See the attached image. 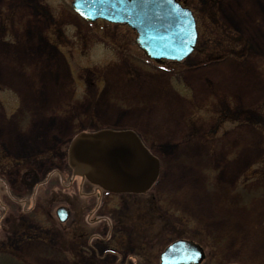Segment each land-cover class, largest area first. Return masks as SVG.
Segmentation results:
<instances>
[{"label":"rangeland","instance_id":"obj_1","mask_svg":"<svg viewBox=\"0 0 264 264\" xmlns=\"http://www.w3.org/2000/svg\"><path fill=\"white\" fill-rule=\"evenodd\" d=\"M70 1L0 0V241L20 227L7 199L24 230L29 223L52 237L6 245L15 264H75L55 250L67 228L58 205L80 219L79 264H158L178 237L202 246L198 264H264V0H187L194 50L163 66L143 55L128 26L86 21ZM208 48L227 57L210 58ZM101 127L135 130L158 157L150 191L105 198L78 176L65 187L66 156L61 177L47 171L59 142ZM34 155L43 162L32 168L38 189L31 174L24 187L17 169ZM32 195L54 225L25 214Z\"/></svg>","mask_w":264,"mask_h":264},{"label":"water","instance_id":"obj_2","mask_svg":"<svg viewBox=\"0 0 264 264\" xmlns=\"http://www.w3.org/2000/svg\"><path fill=\"white\" fill-rule=\"evenodd\" d=\"M70 4L84 19L100 17L128 24L136 31V44L155 60H181L194 48V17L177 0H71ZM68 161L73 173L113 191H144L158 172V159L130 129L78 133L69 144ZM64 212L63 207L57 209L60 218ZM198 259V246L183 239L172 241L160 254V264Z\"/></svg>","mask_w":264,"mask_h":264},{"label":"flooded vegetation","instance_id":"obj_3","mask_svg":"<svg viewBox=\"0 0 264 264\" xmlns=\"http://www.w3.org/2000/svg\"><path fill=\"white\" fill-rule=\"evenodd\" d=\"M183 4L187 5V6H191V4L189 2H187V0H180ZM56 25L54 24L53 27H52V31H56V29H54ZM62 37V36H61ZM68 145L64 142L62 145H61V142H59L55 147H53L51 150L50 149H47V150H50L51 151V155H47L45 159H48L49 161V166H47L46 169H48L47 171H58V177H61L62 173L60 172V169H61V160H63L65 158V156L67 157V147ZM45 148H49V147H45ZM40 154H43L42 152H38L37 155H40ZM37 155H34L32 156V159H31V164H27V167L25 168H17L18 170V173L22 174L21 178L19 179L20 183L26 187V186H29V183L27 181H24V179H26V177L30 176V174L32 175V183L35 185L34 188L38 187L40 185V183L42 182V180H35L36 178H38L37 174L34 172L35 170H33L32 168L39 162L40 163V166L42 167V164L43 162L40 161L39 156ZM18 165V161L16 164H14V166H17ZM71 168V167H70ZM71 173H72V168H71ZM76 175H73L72 174V178L71 180L68 182V184L64 185L65 187H70L71 184H73L74 182V177ZM80 178V185L83 183V182H86L88 184H90L92 186V188L94 189V192L96 193H99V195H104V197L106 196H109L111 194H115L113 192H109L107 190H104L102 188H99L97 187L96 185H93L91 183H89L88 181H86L84 178H81L80 176H78ZM31 178V177H29ZM29 181V180H28ZM35 181V182H34ZM38 189V188H36ZM127 192H121V193H117L116 196L118 197H122L123 195H129V194H125ZM105 197V198H106ZM125 199V197H122V199ZM16 208H18L17 205H15ZM66 207V206H65ZM45 206L43 204V201L41 202L40 198L39 197H36L34 195H32V205L31 207L27 208L26 209V212L25 214L26 215H31L30 217H34L33 214H31L32 212L34 211H38L40 212L43 216H44V220H45V224L49 221L50 219V225H54V217L51 216L48 212H46L44 210ZM67 208V207H66ZM32 211V212H31ZM20 214L17 213L15 216H14V219H13V222L17 223V224H22L23 223L21 222V219L23 218V215H21L20 217ZM56 216V215H55ZM52 217V218H50ZM11 220H12V217L10 216ZM35 218V217H34ZM56 219L58 220V218L56 217ZM20 220V221H19ZM58 223H60L63 227L64 225L67 226V228H63L64 229V232H65V237L62 239V242L60 244V246L55 249L56 251L59 250L61 251V257H64L66 258L70 263H75V264H79L81 263V260L82 258L79 257L77 255V253H80V245H81V242H82V235H84V232L83 230L81 229L80 227V219L76 216V217H71V214H70V211H69V208H67V211L65 212V218L62 220V221H59L58 220ZM27 225L29 227H32L30 226L29 223H27ZM27 226V227H28ZM104 226V225H103ZM23 227V226H22ZM24 230V227L23 229H21L20 227L18 228H15V230L13 231L11 235L12 237H9L7 238V241L5 242L3 239L0 241V247H6V245L10 244V245H13V247H16L17 244H19V238L21 236H24L25 234L27 236H29L32 241H36V242H44L45 241H51L52 240V237H51V233H49L48 231H43V232H40L41 235H39L37 232H33L32 231V228ZM36 230H39V231H42L43 229L42 228H34ZM20 230V231H19ZM61 231V227L59 229ZM17 236V238H16ZM43 236V237H42ZM60 237H61V234H60ZM184 238V237H183ZM187 239V238H185ZM39 243V244H40ZM200 247H202L200 245ZM5 249V248H4ZM11 250V249H10ZM39 250H42V251H46V252H49V253H53L54 251V248L53 246H51L50 248L48 249H39ZM200 251H201V257H203L204 253H203V249L200 248ZM16 256V255H15ZM200 259H198L199 261Z\"/></svg>","mask_w":264,"mask_h":264},{"label":"trees","instance_id":"obj_4","mask_svg":"<svg viewBox=\"0 0 264 264\" xmlns=\"http://www.w3.org/2000/svg\"><path fill=\"white\" fill-rule=\"evenodd\" d=\"M203 47H200L199 50L203 51ZM201 53V52H200ZM203 53V52H202ZM206 56H210V58H212L211 56H218L219 57H222V56H226V54L224 53V55L220 56L219 52L217 50H215L214 48L213 49H209L204 53ZM11 206V212H9V215L11 217H14L16 215V211H15V205L14 204H10ZM143 211H141L142 213ZM146 213V212H145ZM23 225L21 224L20 225V228L23 229L22 227ZM5 248V249H4ZM1 249V247H0ZM15 257L11 254L10 251L7 250V248L4 246L1 250H0V264H15Z\"/></svg>","mask_w":264,"mask_h":264},{"label":"bare ground","instance_id":"obj_5","mask_svg":"<svg viewBox=\"0 0 264 264\" xmlns=\"http://www.w3.org/2000/svg\"><path fill=\"white\" fill-rule=\"evenodd\" d=\"M4 75H5L6 77H9V78L12 79V80L14 79V81H18L17 78H14V75L11 74V72H7V71H5V72H4ZM243 94L245 95V92H244ZM247 155H248V154L246 153L245 156H247ZM182 171H183V175H184V177L187 178V179H189V177H190L189 174H190V173L186 172L185 170H182ZM170 181H171V180H170ZM174 181H175V179L173 180V182H174ZM171 182H172V181H171ZM175 182H176V181H175ZM200 203H201L200 207L204 210V208H205V203H204L203 201H201ZM200 203H199V204H200Z\"/></svg>","mask_w":264,"mask_h":264}]
</instances>
